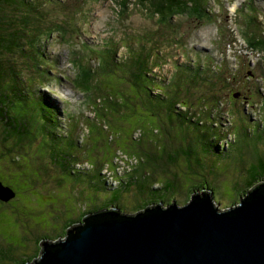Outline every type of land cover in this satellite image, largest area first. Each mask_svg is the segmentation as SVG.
I'll return each instance as SVG.
<instances>
[{
	"label": "rangeland",
	"instance_id": "rangeland-1",
	"mask_svg": "<svg viewBox=\"0 0 264 264\" xmlns=\"http://www.w3.org/2000/svg\"><path fill=\"white\" fill-rule=\"evenodd\" d=\"M38 1L36 12L41 8L44 11L46 9L50 15L57 18V21L50 23L55 30L54 35L59 34L57 28L65 26L66 32L57 37L53 35L47 47H44L45 53L56 61L54 67L51 63L45 65L46 68L49 67L51 73L45 80L49 88L44 86L45 88H41L40 91L46 99L52 101L50 103L52 106L66 114L64 118L66 131L68 128H75L77 139L81 141L88 134L87 124L96 121L93 108H98V97L102 95V89L104 92L108 90L109 93L114 91L119 94L123 91L119 81L108 84L107 81H102L99 75L98 58L104 49H114L120 61L128 56L129 49L137 54L149 55V60L162 65L156 67L152 73L153 77L146 80L149 96L151 93L155 96L159 94L161 81L166 82L174 78L178 68L190 67L185 74H191L192 80L196 79V81L189 86L201 93L199 97L207 99V103L203 102L201 105L213 109L219 108L220 112L214 110L209 112L216 117V122L219 123L217 125L222 127L227 135L219 146L226 149L228 142L233 143L229 150L230 159H220L213 173L212 177L215 180L210 183L212 191L208 194L222 211L236 207L242 194L241 185L247 179L249 169L245 167L242 170L241 167L236 166L233 154L241 153L244 157L243 161L247 160L250 164L254 162L256 153L264 150V141L259 144L257 150V143L260 141L255 142V138H252L264 131L263 55L253 45L248 44L249 38L258 39L261 34L259 31L264 32V0H201L200 12L206 16L203 21L190 17L185 11L163 18L154 14L149 2L142 3L140 0ZM56 3L58 4L56 8L50 6ZM259 28L260 30L257 31ZM104 55L108 56V53L104 51ZM87 67L96 71L91 95L80 93L72 82L74 77ZM208 79L211 83H206ZM232 90L243 93V97L230 99L225 103V100L231 97ZM208 98H212L213 102ZM218 100L221 101L220 104L217 103ZM237 101H241L238 106H236ZM127 102L133 109L134 98ZM228 110L232 113L229 114ZM139 116L141 118L138 116L125 118L127 123L124 125V133L121 134L122 139L114 141L115 150H113L115 146L112 149L109 143L102 140L93 141L92 138L86 139V142L79 146L83 148L80 156L91 163H98V160L111 163V168L105 166L100 172L110 187H117L112 180L114 173L122 177L134 169L132 166L122 164V155L117 149L128 152L131 144L127 145L129 140L126 142L123 136L126 132L134 135L132 129L139 126L142 119L147 121L146 113L139 112ZM203 121V125L198 123V125L196 123L171 125L170 136L179 141L181 147L185 149L189 147L199 152L202 151L201 146L207 149L209 137L220 138L218 131L220 128L218 130L213 128L212 122L207 119ZM91 130L93 133L98 132L96 127H91ZM245 132L248 134L245 135ZM203 133H206L207 137H203ZM140 136L139 133L135 136L140 140L139 146L157 144V147L169 142L166 137L161 139L154 134L155 137L151 138ZM178 161H181L180 168L174 171L176 173L174 178L181 189L175 191V203L183 207L188 202L187 190L192 184L199 185L205 181L204 177L210 165L195 158H191L190 163L181 158H178ZM196 162L200 164V171L187 169L191 165L195 168ZM153 165L156 166L155 163ZM87 168L89 169L90 165H87ZM152 170L153 167L150 168V171ZM0 173L4 174L3 171ZM13 175L11 185L15 188L12 190L16 193V197L11 202H9L11 199H8L6 202L9 203L0 202V244L3 248L7 247L10 254H17L18 258L26 259L31 254H35L38 261L43 252V247L40 246L43 242L52 244L58 240H65L63 239L65 236L56 240L42 239L39 245L40 242L35 241L37 234L34 229L50 231L53 228L62 235L64 229L67 232L75 226H80L72 221L81 218L87 211V203H93L96 199L90 191L85 192L87 197L82 195L80 187H71L69 184L52 190L43 180V187H34L32 185L34 181L31 184L29 180L30 178L38 180L40 175L32 167H27L25 171L14 172ZM167 177L171 178V175L164 174L160 169L150 175V178H154L162 185ZM1 182L8 187V181L2 179ZM137 190L135 186L134 192ZM123 196L128 198L129 195L125 193ZM131 203L136 201L131 200ZM80 222L84 223V221ZM26 240L31 241L27 245V253L22 249L24 245L26 246ZM17 249L20 250L19 253Z\"/></svg>",
	"mask_w": 264,
	"mask_h": 264
},
{
	"label": "trees",
	"instance_id": "trees-1",
	"mask_svg": "<svg viewBox=\"0 0 264 264\" xmlns=\"http://www.w3.org/2000/svg\"><path fill=\"white\" fill-rule=\"evenodd\" d=\"M140 1L149 2L154 14L163 16V18L184 11L188 12L190 17L202 21L206 17L200 12L201 0ZM38 5V0H0V169L4 172V174L0 173V182L2 179L8 181V187H5L13 195L9 202L16 197V193L12 190L14 187L11 185L14 172L25 171L27 167H32L40 175L38 180L30 178L29 182L32 184L34 181L32 184L34 187H43L42 181L44 180V183L52 190L69 184L71 187H80L82 195H85L86 191L91 192L96 200L93 203H87V211L81 218L72 221L78 225L80 221L86 220L91 215L116 211L122 215L132 216L145 212L149 208L168 207L170 203H175V191L181 189L174 178L176 176L174 171L180 168L181 161L179 162L178 158L188 163L191 158H195V160L205 161L208 166L210 165L204 177L205 181L199 185L192 184L187 190L188 202L194 196L211 193L210 183L215 180L212 177L213 173L220 159H230L229 150L233 143L228 142L226 149L219 146L221 141H225L227 135L222 127L217 125L219 123L216 122V117L209 114L210 111L213 112L212 110L220 112L219 108L213 109L207 105H201L203 102L207 103V99L199 97L201 93L189 86L196 81V79L192 80L191 74H185L190 67L178 68L174 78L166 82L161 81L159 94L155 96L151 93L149 96L147 93L149 86L146 85V80L153 77V70L161 67V64L158 65L149 60V55L137 54L129 49L128 56L122 61L118 59L114 49L101 51L98 62L102 81H107L108 84H115L119 81L123 91L119 94L114 91L109 93L108 90L104 92L102 89V95L98 99V108H93L96 121L87 124L88 136L86 135L80 141L77 139L75 128L71 127L66 131L64 111L60 112L52 106L50 104L52 101L49 98L46 99L40 91L41 88H45L44 86L49 88L45 80L51 73L49 67L46 68L45 65L51 63L54 67L56 61L45 53L44 47H47V43L50 42L55 32L50 23L57 21V18L50 15L46 9L44 11L41 8L36 12ZM57 5L56 3L50 6L56 8ZM57 30L59 34L54 37L66 32L65 26ZM259 30L260 28L257 31ZM259 32H261L259 38L254 37V40L249 38L248 44L264 53V32ZM104 51L108 53V56L104 55ZM95 76L96 71L90 70L89 67L81 70L72 80L74 88L84 95H91ZM206 83H211V80H206ZM132 98L135 100L133 109L127 102ZM208 100L213 102L212 98ZM228 102L225 100V103ZM217 103L220 104L221 101L218 100ZM139 112L146 113L147 121L142 119L139 126L132 129L134 135H130L129 132L124 134L123 139L126 142L129 140L127 145L131 144L128 152L117 147L121 155L135 158L137 164L131 172L122 177L115 173L112 180L117 187H110L100 172L105 166L111 168V163L99 160L98 163H91L80 156L83 148L79 146L85 143L86 139L92 138L93 141L102 140L109 143L113 149L116 145L114 141L122 139L121 134L124 133V125L127 123L125 118L140 117ZM227 112L232 113L231 110ZM237 112L240 113L239 110ZM237 115L240 116V114ZM150 117L152 119H149ZM204 119L211 121L213 128L217 130L220 128L218 130L220 138L209 137L207 149L202 146L200 152L189 147L185 149L181 147L179 141L170 136L171 125L177 123L203 125ZM119 120L121 121L117 122ZM91 127L98 128V132L93 133ZM137 133L141 135V138L144 135L149 138L155 137L153 134L161 139L166 137L169 142L163 145L158 144L157 147V144L139 146L140 140L135 137ZM202 136L207 137V134L203 133ZM252 138H255V142L260 141L257 143V150H259V144L264 141V131ZM115 148L116 146L113 150ZM243 160L241 153L233 154L236 166L241 167L242 170L245 167L249 169L247 170L248 177L241 185L240 199L243 196L247 197L252 190L264 183V150L256 153L254 162L250 164L247 160L245 162ZM128 161L131 160L128 158ZM196 163L195 168L191 165L187 169L200 171V164ZM87 165H90L89 169ZM152 167L153 170L150 171ZM159 169L164 174L171 175V178L167 177L163 185L156 182L154 178H150V175ZM135 186L138 190L134 192ZM125 193L129 195L128 198H124ZM170 198L173 200L171 201ZM131 200H135L136 203H131ZM0 202L9 203L1 200ZM64 230L62 235H59L53 228L50 231L35 228L34 232L37 234L35 241L38 240L40 245L42 239L56 240V238L67 235L68 231ZM29 243L31 241H25L26 246L22 248L23 252L27 253ZM19 251L17 249L18 253ZM28 257L18 258L17 254H10L7 247L3 248L0 244L1 264H32L37 259L35 254Z\"/></svg>",
	"mask_w": 264,
	"mask_h": 264
},
{
	"label": "water",
	"instance_id": "water-1",
	"mask_svg": "<svg viewBox=\"0 0 264 264\" xmlns=\"http://www.w3.org/2000/svg\"><path fill=\"white\" fill-rule=\"evenodd\" d=\"M9 192L0 182L1 201ZM63 239L43 242L32 264H264V183L227 211L204 193L183 207L89 216Z\"/></svg>",
	"mask_w": 264,
	"mask_h": 264
},
{
	"label": "flooded vegetation",
	"instance_id": "flooded-vegetation-1",
	"mask_svg": "<svg viewBox=\"0 0 264 264\" xmlns=\"http://www.w3.org/2000/svg\"><path fill=\"white\" fill-rule=\"evenodd\" d=\"M243 84H244V82L241 84V90L243 89ZM238 92V91H237ZM231 97H230V99L231 100H233V99H237L238 97L239 98H242L243 97V93H241V92H239V93H236L234 90H232L231 92ZM236 96V97H235ZM238 103L236 104V106H238L240 103H241V101H237ZM242 106H243V104H242ZM92 216H94V215H91V217ZM80 225H82V222L80 223Z\"/></svg>",
	"mask_w": 264,
	"mask_h": 264
},
{
	"label": "clouds",
	"instance_id": "clouds-1",
	"mask_svg": "<svg viewBox=\"0 0 264 264\" xmlns=\"http://www.w3.org/2000/svg\"><path fill=\"white\" fill-rule=\"evenodd\" d=\"M264 53H262V55H263ZM263 59H264V55H263ZM204 64V63H203ZM202 64V65H203ZM206 67V66H205ZM98 99H99V97H98ZM228 101L230 100V98H228L227 99ZM99 101V100H98ZM123 157H127V158H129L130 160H131V162H129V163H127L125 166H127V165H129V166H132L133 168H135V166H136V164H137V161H136V159L135 158H130V157H128L127 155H122ZM115 177V173H114V175H113V178Z\"/></svg>",
	"mask_w": 264,
	"mask_h": 264
},
{
	"label": "built area",
	"instance_id": "built-area-1",
	"mask_svg": "<svg viewBox=\"0 0 264 264\" xmlns=\"http://www.w3.org/2000/svg\"><path fill=\"white\" fill-rule=\"evenodd\" d=\"M128 163V158L122 156V164L125 166Z\"/></svg>",
	"mask_w": 264,
	"mask_h": 264
},
{
	"label": "bare ground",
	"instance_id": "bare-ground-1",
	"mask_svg": "<svg viewBox=\"0 0 264 264\" xmlns=\"http://www.w3.org/2000/svg\"><path fill=\"white\" fill-rule=\"evenodd\" d=\"M147 210V209H146ZM146 210H145V212H146Z\"/></svg>",
	"mask_w": 264,
	"mask_h": 264
}]
</instances>
